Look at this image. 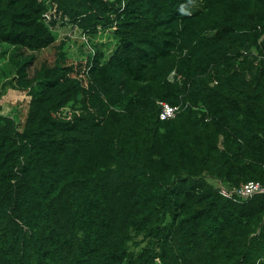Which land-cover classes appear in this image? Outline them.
<instances>
[{"label":"trees","instance_id":"16d2710c","mask_svg":"<svg viewBox=\"0 0 264 264\" xmlns=\"http://www.w3.org/2000/svg\"><path fill=\"white\" fill-rule=\"evenodd\" d=\"M66 23L85 56L3 73L0 264H264V190L220 191L264 185V0H0L14 63Z\"/></svg>","mask_w":264,"mask_h":264},{"label":"rangeland","instance_id":"374dc122","mask_svg":"<svg viewBox=\"0 0 264 264\" xmlns=\"http://www.w3.org/2000/svg\"><path fill=\"white\" fill-rule=\"evenodd\" d=\"M54 33L56 35V42L52 46L40 51L22 50L15 57L17 61V63L15 62L16 65L11 59L13 52L11 46L0 43V87L4 81V70L9 71L7 74L9 76H13L14 74H27L28 77H32L40 70L42 62L46 61L52 63L59 60L61 56L58 52L60 50L66 53L67 58L65 57V60L68 62L71 61V59H78L86 55L88 44L85 37L82 33L77 32L73 28L72 23L58 25L57 28L54 29ZM62 41H64L65 44H63L61 48L59 44H61ZM34 54L35 57L31 65L27 66L25 61ZM38 85L39 82L36 79L32 85L24 88L9 87L0 98L2 105L1 112L14 117L21 123L25 118L29 99L31 95L38 90Z\"/></svg>","mask_w":264,"mask_h":264},{"label":"built area","instance_id":"2783aa9c","mask_svg":"<svg viewBox=\"0 0 264 264\" xmlns=\"http://www.w3.org/2000/svg\"><path fill=\"white\" fill-rule=\"evenodd\" d=\"M162 107L160 111V118L165 119L175 115L177 107L168 102L161 101ZM264 190V185L257 180H248L241 185L228 189L224 185H220V191L236 200H243L252 197L254 194Z\"/></svg>","mask_w":264,"mask_h":264}]
</instances>
